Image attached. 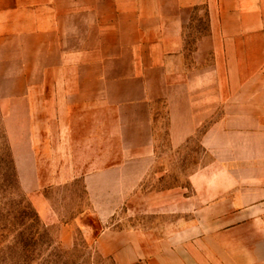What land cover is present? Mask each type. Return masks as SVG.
<instances>
[{"label":"crops","instance_id":"1","mask_svg":"<svg viewBox=\"0 0 264 264\" xmlns=\"http://www.w3.org/2000/svg\"><path fill=\"white\" fill-rule=\"evenodd\" d=\"M50 4L55 10L47 37H54L60 54L57 69L65 70L55 85L70 86V92L46 97L56 102L54 148L38 157V165L55 168L45 179L32 174L33 184L26 188L41 219L60 224L62 244H70L72 230L79 228L118 264H136L141 235L107 233L104 225L137 198L156 163L161 118L170 148L181 147L208 124L201 144L245 151L238 159L264 181V0ZM201 16L207 29L188 48L186 29ZM240 47L246 48V61L238 59ZM202 174L196 172L190 180L198 182ZM77 179L88 206L68 219L59 217L61 212L42 192H35L43 180L60 185ZM87 218L95 224L85 223Z\"/></svg>","mask_w":264,"mask_h":264},{"label":"rangeland","instance_id":"2","mask_svg":"<svg viewBox=\"0 0 264 264\" xmlns=\"http://www.w3.org/2000/svg\"><path fill=\"white\" fill-rule=\"evenodd\" d=\"M51 1L0 0V264H118L79 228L72 230L70 244H62L60 224L41 219L26 188L32 174L45 179L55 168L38 165V157L54 148L56 102L46 97L70 92V86L55 85L65 70L57 69L60 54L54 37H47L55 10ZM206 29L204 16L191 23L188 48ZM238 59L246 61L245 47L238 49ZM207 126L173 149L165 120L159 119L156 163L137 198L105 223L107 233L141 235L136 264H264L262 175L247 172L245 160L238 159L245 151L206 149L200 135ZM220 161L223 165L215 163ZM199 171L202 177L192 182ZM40 184L35 192H42L62 219L88 206L79 179ZM85 223L95 224L90 218Z\"/></svg>","mask_w":264,"mask_h":264}]
</instances>
